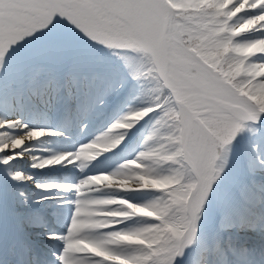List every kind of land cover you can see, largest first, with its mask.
Listing matches in <instances>:
<instances>
[{
	"label": "snow or ice",
	"instance_id": "1",
	"mask_svg": "<svg viewBox=\"0 0 264 264\" xmlns=\"http://www.w3.org/2000/svg\"><path fill=\"white\" fill-rule=\"evenodd\" d=\"M243 2L234 0L229 9L221 11L223 0L207 3L205 0H0V112L7 113L8 117L19 115V118L0 119V149H3L0 163L10 165L22 159L32 137L59 134L53 128L29 127L23 118L33 99L27 86L17 80L15 69L20 61L29 59L33 61V68H42L53 55L87 57L107 51L129 60L135 53L150 57L154 70L165 80L169 97L182 99L185 91L191 90L206 100L222 96L228 107L237 110L232 116L221 109L228 123L211 142L214 165L218 150L228 149L243 131L242 122L256 123L264 119V62H252L254 56L264 55V44L236 42L237 37L249 30L264 31V2L248 0L241 13L261 10L260 14L247 19L243 29L237 32L230 27L232 21L227 13ZM205 9L209 15L203 18L193 15L187 25L179 23L183 17L176 16L179 12L200 13ZM190 42H194L191 47ZM245 50L252 54L235 57L236 62L224 70L229 57ZM241 77L244 79L236 86L235 80ZM17 98L22 102H17ZM156 111L159 114L158 108ZM132 119L139 116L132 114ZM210 130L211 125L206 131ZM14 143H22L23 147L14 149ZM215 173V167H210L207 179L211 187L204 203L220 178ZM15 179L25 177L17 173ZM204 203L195 210L197 222ZM177 237L180 243L168 250V264H176L177 258L184 256L185 249L196 240V230L190 235L187 230H177ZM57 260L58 264H68L67 256L62 258L59 254Z\"/></svg>",
	"mask_w": 264,
	"mask_h": 264
},
{
	"label": "bare ground",
	"instance_id": "2",
	"mask_svg": "<svg viewBox=\"0 0 264 264\" xmlns=\"http://www.w3.org/2000/svg\"><path fill=\"white\" fill-rule=\"evenodd\" d=\"M261 2H264V0H261ZM232 3H233V0H228L223 5V10L226 9L227 6L231 5ZM247 3H248V0H244L243 4H241L239 7H236L234 10L231 11V13H241V9ZM260 11L261 10L247 11L245 13H241L244 17L243 19H245V20L242 23H240L241 21L239 19L240 22H238L237 25L234 26V28L237 30V32H239L240 30L243 29V24L247 19L253 18L255 15L260 14ZM232 23H233V21H232ZM230 27H231V25H230ZM253 27H255V26H253ZM224 31H227V29H225ZM246 33H249L250 34L249 36L252 35L251 42L256 41L258 43L264 44V41L260 40V39H264V31H261V30L251 31V30H249ZM252 60H253V62H264V55L254 56L252 58ZM39 83H40V85H38L37 87L31 86V88L28 89L32 93V98L35 97L36 95H37V97H39L41 94H47L54 87V84L50 83L48 80H44V81L39 82ZM71 86L74 87L75 84L72 83ZM41 89H43V93H41ZM17 99H20V98H17ZM20 100H22V99H20ZM205 104H208L214 108H221L222 107L221 102L218 101L215 97H212L210 100H206L197 92H193V95L191 97L181 99V105L183 107L185 116H186V110L188 108H193L196 106H202ZM233 113H234V115H236L237 111H234ZM7 118H19V115H17L16 117H8V115L6 117H4L0 113V119H7ZM188 123H189V119L185 118V120H184L185 127H187ZM123 124L125 126L119 127V128L114 126L109 134L114 136V135H116L118 130H124V129L128 128L129 126H131L133 123L128 121V122H125ZM39 129L45 130L42 128H39ZM16 135L19 136V135H21V133H16ZM45 138H46L45 134L43 135L42 138L32 137L31 142L25 146L26 149H28V150L23 155V158L14 160L10 165H8L10 168L11 176L14 179H15V176L17 173H19L25 177L24 180H16L15 179L16 182H15L14 188L8 194L5 195V201H8L15 206V210H13V213L15 212L17 217L24 216L25 210L23 209V206H26L27 204H33L36 202H42L45 199L44 197H36V198L29 201V199L27 198V191H28L27 189L36 183V179L34 177L33 171H31V170H34L35 168L51 167V166H55L57 164L64 162V159H63L64 155L53 154L52 149H50L46 146L47 142L42 143ZM5 147H7V145H5ZM17 147H23V144L22 143H20V144L14 143L13 148L15 149ZM2 150L3 149H0V151H2ZM17 151H19V150H17ZM139 159L141 161H147L148 160V154L141 155L139 157ZM22 161H25L27 169L23 168V165H25V164H21ZM48 161H52L53 163L47 164ZM16 163H18V165H16ZM0 164H2V163H0ZM37 165H46V166L38 167ZM15 166H16V168L14 169ZM136 173L137 172H130V171L124 170L120 174L111 176L110 181L107 183L114 185L118 189L122 190L124 192V194H126L127 192H131V196L135 195L136 190H140V191L149 190V189H151V188H153L159 184V181H157V180L145 181V180H143V178L141 176H139L140 174H136ZM197 192H198V188H197ZM27 201H29V203H27ZM111 202L114 203L115 205H117V211L114 212L115 214H120L119 211L123 212L124 214H138V213L148 211V210H145L144 208L140 207L136 203H134L132 200L128 199V197L126 195H125V198L115 197L114 199L111 200ZM197 207L198 206L193 201L191 204V214H192L193 221L191 222V224L189 226V231L195 230V228L198 225H200V223H201L200 220H198V222H197V220L195 219V216H194V213H195V210ZM24 235L26 237L27 236L30 237L32 241L37 240L36 235L35 236L28 235L26 232H24ZM111 241L114 243L121 242V241L135 242V241H137V238L134 236L120 235L118 237H114ZM39 242L40 241H37V243L40 246H42L41 243H39ZM76 244L80 250H84L85 247H84V244L82 242L77 241ZM22 247L27 254L31 253V251L29 250L30 248L28 247V245L26 243H24L22 245ZM203 252H204V250H202L199 253V255L197 256L195 264H199V260L203 256ZM62 256L63 255H61V257ZM103 259L106 261L107 264H123L122 262H120V260L112 262V261L108 260L107 257H105V256H103ZM68 263H69V261H68Z\"/></svg>",
	"mask_w": 264,
	"mask_h": 264
},
{
	"label": "rangeland",
	"instance_id": "3",
	"mask_svg": "<svg viewBox=\"0 0 264 264\" xmlns=\"http://www.w3.org/2000/svg\"><path fill=\"white\" fill-rule=\"evenodd\" d=\"M228 0H223V5L227 2ZM233 4V3H232ZM231 6V5H230ZM229 6V7H230ZM236 19H237V17H236ZM245 19H243V20H241V22L240 23H242L243 21H244ZM234 28V27H233ZM251 38H250V36H248L247 38H246V42L245 43H248L249 41L251 42V40H250ZM249 42V43H250ZM252 54V53H251ZM251 54H249V55H251ZM215 97V96H214ZM199 109H201V108H199ZM199 109H197V111L199 110ZM208 109H210V108H208ZM204 111V110H203ZM201 112V111H200ZM206 112V111H205ZM204 112V113H205ZM208 113H212V112H208ZM197 115H199L197 112H196V115L195 116H197ZM131 118H132V116H131ZM125 122H128V121H125ZM125 122H121V123H125ZM196 125H197V127H198V134H199V137L197 138V140L195 141V146H196V154L193 156L194 157V159H197V158H199L202 154L203 155H205V157H210V154H211V151H210V145H211V140H210V134H209V131H206L207 130V128H206V126H205V124L203 123V118H202V116L200 115V116H198L197 117V120H196ZM201 159H202V157L200 158V161H201ZM213 163V162H212ZM228 163V161L227 162H224L222 165H220V164H218L217 163V160L215 161V164L214 165H212V167L214 166L215 167V169H216V172L219 170V169H221V168H223L224 167V164H227ZM210 167H209V162H205V163H203V168H202V171H200V174L201 175H203L204 173H206L207 172V170L209 169ZM172 173H175V176H173V177H169L168 175L169 174H172ZM136 174H139L138 172L136 173ZM162 174L164 175V177H165V179L166 180H164L162 183H161V185H172V184H174L177 180H178V178H179V175L177 174V171H172L171 173H163L162 172ZM139 176H141V175H139ZM142 177V176H141ZM143 180H145V181H148V180H157V181H159L158 180V178H149V179H144L143 178ZM137 204V203H136ZM137 205H139L140 207H142V208H144L145 210H147V208H145L144 206H142V205H140V204H137ZM120 236V235H119ZM116 237H118V236H116ZM135 237V236H134ZM167 241V240H166ZM165 241V242H166ZM165 244V243H164ZM163 246V245H162ZM105 257H107V256H105ZM108 259V258H107ZM109 260V259H108ZM118 259H114V260H110V261H117ZM122 260H124V259H122ZM121 262V261H120ZM124 262L126 263V264H134L133 262H131V261H127V260H124ZM123 263V262H122Z\"/></svg>",
	"mask_w": 264,
	"mask_h": 264
},
{
	"label": "trees",
	"instance_id": "4",
	"mask_svg": "<svg viewBox=\"0 0 264 264\" xmlns=\"http://www.w3.org/2000/svg\"><path fill=\"white\" fill-rule=\"evenodd\" d=\"M205 2L207 3L208 0H205ZM209 14H210L209 11L207 9H205L203 12H200V13H187L186 14V13H183V12H179V13H176V16L177 17H183V19H181L179 21V23L184 24V25H187L189 23V19H190L191 16H193V15H199L201 18H203V17H206ZM170 109H172V111H173V116H170L169 117V121L173 124V127L175 128L177 126V115H176V111H175L174 106H172V105L170 106ZM172 141H175V134L172 137Z\"/></svg>",
	"mask_w": 264,
	"mask_h": 264
}]
</instances>
